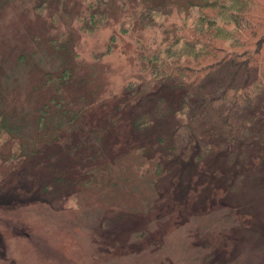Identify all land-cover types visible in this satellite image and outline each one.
<instances>
[{"label":"rangeland","instance_id":"rangeland-1","mask_svg":"<svg viewBox=\"0 0 264 264\" xmlns=\"http://www.w3.org/2000/svg\"><path fill=\"white\" fill-rule=\"evenodd\" d=\"M51 2L57 7L40 11L38 0H0V264H264L256 147L239 169L222 148L186 144L167 155L163 121L140 130L164 142L137 149L146 136L113 104L153 89L123 92L142 80L138 44L117 34L115 49L99 55L118 31L119 10L108 4L107 23L86 34L75 21L81 0ZM48 28L67 34L63 48L46 42ZM67 64L76 70L58 77ZM58 95L72 103H49ZM164 105L147 95L140 116L150 121ZM62 110L78 115L69 122ZM231 170L244 174L240 182L228 179Z\"/></svg>","mask_w":264,"mask_h":264},{"label":"trees","instance_id":"trees-1","mask_svg":"<svg viewBox=\"0 0 264 264\" xmlns=\"http://www.w3.org/2000/svg\"><path fill=\"white\" fill-rule=\"evenodd\" d=\"M38 1L40 11L45 5L57 7L51 0ZM54 1L65 3V0ZM81 2L85 8L75 14V21L86 34L98 31L107 23L108 4L119 10L118 31L111 32L100 56L115 49L117 34H130L138 44L137 70L142 80L131 81L123 92L125 96L134 95L143 83V88L153 89L138 96L131 105L132 100L124 97H118L113 104L118 118H127L134 134L146 136L140 138L137 149L144 151L143 141L151 145L164 142L167 135L157 134L154 139V135L140 130L141 124L156 125L164 121L170 129L167 155L186 144L195 145L202 153L222 148L227 150L226 162L239 169L255 158L247 149L256 147L258 158L264 164V0ZM57 31V28H48L46 42L63 48L69 41L68 36L63 31L51 36ZM146 31L150 34L145 45L141 34ZM64 67L58 77L76 70L73 65ZM147 95L165 104L164 110L150 121L143 120L140 115L144 111L139 110L140 102ZM54 100L57 104L72 103L66 96L58 95L49 103ZM49 103L42 105L44 111L40 112L39 121L48 111ZM82 109L78 107L77 113ZM77 113L64 111L61 115L70 122ZM2 116L0 109V134L4 126ZM236 158L238 161H234ZM234 172H228V179H236L238 183L244 174L231 177Z\"/></svg>","mask_w":264,"mask_h":264}]
</instances>
